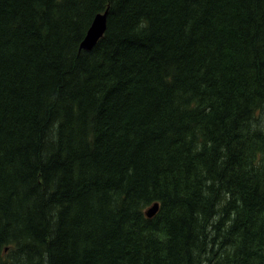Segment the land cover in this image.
I'll use <instances>...</instances> for the list:
<instances>
[{"label": "trees", "instance_id": "trees-1", "mask_svg": "<svg viewBox=\"0 0 264 264\" xmlns=\"http://www.w3.org/2000/svg\"><path fill=\"white\" fill-rule=\"evenodd\" d=\"M254 1L0 0V264H264ZM106 8L103 36L80 49ZM243 207L263 220L245 234Z\"/></svg>", "mask_w": 264, "mask_h": 264}, {"label": "rangeland", "instance_id": "rangeland-1", "mask_svg": "<svg viewBox=\"0 0 264 264\" xmlns=\"http://www.w3.org/2000/svg\"><path fill=\"white\" fill-rule=\"evenodd\" d=\"M203 4H204V2H203ZM259 4H260V0H255L254 1V5H259ZM257 20H258V15H257V19H255V22H257ZM263 36H264V32L261 31V30L260 31H257V32H253V34H252V41H253V43L258 44L259 43L258 40L261 39ZM168 102H169L170 107H172L173 111L177 112L178 111L179 102H177L175 98L173 100H171V101H168ZM62 105L63 104H61V106ZM55 116L56 115L50 116V118H49L48 121L51 123L55 119ZM255 118L256 119H260V113L259 112L256 113ZM234 125L236 127H238L236 124H234ZM56 126H57V123L54 121L53 122V130H54V132L56 131ZM211 129L215 133V127L213 126V127H211ZM50 130L46 131L45 134L43 133L41 135L42 136L41 141L42 142H45L46 141V144L49 143L48 142V138L50 137L49 136ZM173 134L174 135H172V137H179L180 136V134L177 133V132H175ZM217 135H215V136L217 137ZM64 136H67V133L66 132H64ZM166 137L169 139L170 138V135H167ZM234 165L235 166L238 165L239 168H244V166L242 165L241 161H238ZM15 168H17V167H15ZM240 174H241V171H238V168H237L236 169V173L234 175V178L236 179L237 183H240V178H239V175ZM248 185H250V191L249 192L250 193L253 192L255 190V187H256L255 179L253 177L251 178V180H249ZM126 190H128V198L124 200L123 206H124V208H128L129 209V213H132V211H133V206L132 205L135 202V190L132 188V184H128L126 186ZM260 190H262V188H260ZM2 197L5 198L6 196L2 195ZM255 203H256V201H255ZM253 204H254V201H253V203H251V205H253ZM28 206H29L28 203L25 204V206H24L25 209H22L21 210V215H24L26 217L30 216V214L32 213V209H30ZM94 207H96L95 204H94ZM240 210H245V213H244V211L242 212V217L240 219H238L239 217L238 218L236 217V219H235V225L237 226V228H241V231L244 234L251 229V226L254 223L255 224L258 223L259 220L260 221H263V220H261L259 218V215H258L259 208L258 207L254 211H252V209L244 208V207L242 209H240ZM216 214L217 215L221 214V211L219 209H217V208H216ZM169 217H170L171 220H169V219L168 220L169 221H172V219H175V217H177V215H175L172 218V215L170 214ZM26 225L27 224H25L23 226V231H26V229H27V226ZM230 225H231V223L226 222V225L224 227V231H226V232H232L234 230L235 226H234L233 229H230ZM125 228L127 229V231L130 232V230H131L130 227H125ZM14 229H17V228L14 227V226L12 227V225H11V230H14ZM83 230H85V229H83ZM195 230L196 231H195L194 235L195 236L198 235V237L200 239V240H198L199 241L198 243L203 242V241H201V239H203V237H207L208 241L205 244L207 245V248L208 247L210 248L212 246L210 240H211V237L214 235V233L211 234L209 227H207V225L203 224L202 222H198L197 223V229L195 228ZM222 237H227L228 238V236H226V233H224V232L223 233H220L219 232V238L221 239ZM25 243H29V241H23V244H25ZM251 250L254 253H256V254H262V252H260V250H261L260 247H256V246L253 245L251 247ZM186 264H187V262H186Z\"/></svg>", "mask_w": 264, "mask_h": 264}, {"label": "water", "instance_id": "water-1", "mask_svg": "<svg viewBox=\"0 0 264 264\" xmlns=\"http://www.w3.org/2000/svg\"><path fill=\"white\" fill-rule=\"evenodd\" d=\"M101 27V28H100ZM106 28L105 13H97L93 17L84 37L80 42V49L90 50L98 42Z\"/></svg>", "mask_w": 264, "mask_h": 264}]
</instances>
